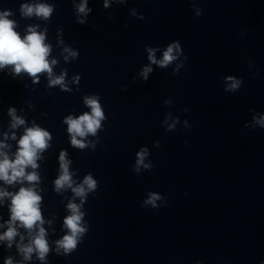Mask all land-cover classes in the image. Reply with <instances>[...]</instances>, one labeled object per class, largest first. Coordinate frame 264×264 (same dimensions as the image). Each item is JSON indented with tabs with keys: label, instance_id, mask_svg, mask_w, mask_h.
Here are the masks:
<instances>
[{
	"label": "clouds",
	"instance_id": "9594fccd",
	"mask_svg": "<svg viewBox=\"0 0 264 264\" xmlns=\"http://www.w3.org/2000/svg\"><path fill=\"white\" fill-rule=\"evenodd\" d=\"M115 2L125 3L126 0H115ZM192 2L195 3V0ZM87 5L88 0H80V3L75 6L77 23L79 24H85L86 17L91 12ZM104 7H109V0H104ZM19 11L24 18L36 17L48 20L54 8L46 3H23L20 5ZM195 12L197 16H200L202 9L196 8ZM131 14L137 16L134 9ZM12 15L10 10L0 11V69L10 67L12 74L17 76L26 73L33 79L34 83L39 81L41 74H47L49 87L59 86L62 91L70 92L72 89L68 87L66 82L67 70L62 71L58 76L54 75L53 68L58 61L49 59L52 46L46 42V29L45 31H38L36 26H29L26 34L21 36L16 30L18 27L16 20L9 18ZM137 19L143 20L144 16L138 15ZM58 43L62 44L63 41H58ZM145 51L149 63L139 73L145 82L148 80L149 74L153 72L152 65L161 69L172 67V75L175 76L184 68L188 59L178 41L170 43L163 50L159 59L156 55L159 51L158 48L146 47ZM62 55L65 62H70L78 58L79 52L71 46L65 45L62 49ZM80 79V76H74L72 82L78 85ZM225 84V91L235 93L240 90L243 80L230 75L225 77ZM83 102L89 111L78 116L68 115L64 118L63 123L67 125V133L73 148L84 150L91 147L95 149L99 140H88V137L98 136V132L103 127L102 122L107 117L98 95H86ZM172 102V100L164 101L165 104ZM184 111L187 112L188 109H184ZM8 115L11 117L10 128L17 129L25 125V119L16 114L15 108H9ZM170 120L171 123H169ZM179 122L178 117L173 118L172 114L168 113L162 123L166 125L165 130L171 132L175 130ZM257 125L264 129V115L254 114L251 124H245V127L255 128ZM184 126L185 128L191 127L187 121H184ZM8 138V134L5 133V139ZM11 139H16L14 132ZM51 140L52 136L49 131L33 123L32 127L24 128L23 135L17 141L14 156L10 157L9 153L4 151L10 146L0 141V181L6 185H21L16 192H9L0 188V201L5 198H9L11 201L9 205L10 218L6 222L7 229L0 234V241H7L8 248H11L15 238L20 235L18 228L25 229L29 236L28 243H24V236L20 235V242L16 245L17 251L24 261L31 260L35 254L40 261L46 262L50 252L44 224H51L52 222L45 221L42 215V195L40 194L42 190L38 189L41 177L36 170L40 167L37 162L43 159L42 154L51 147ZM155 146L159 148L160 142L157 141ZM71 165L72 161L68 159L67 151H60L59 175L54 180V191L60 194L70 190L73 194L66 206L70 214L63 220V227L67 233L55 241L56 253L63 256H69L75 252L88 233L89 228L84 219L86 213L83 206L87 202L89 194L98 189V182L91 174L85 175L82 181L77 182L73 178L75 173L70 170ZM154 166L149 159V149L147 147L140 148L135 154L133 170L139 174L141 170L151 171ZM25 182H27V186H24ZM77 198L79 203L75 202ZM166 204L167 198L165 196L157 192H149L142 207L158 209ZM0 227H4V225L0 224ZM4 264H13V259L8 257Z\"/></svg>",
	"mask_w": 264,
	"mask_h": 264
}]
</instances>
